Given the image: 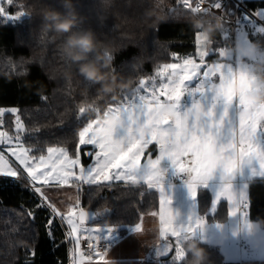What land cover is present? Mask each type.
Masks as SVG:
<instances>
[{"label":"snow or ice","instance_id":"obj_1","mask_svg":"<svg viewBox=\"0 0 264 264\" xmlns=\"http://www.w3.org/2000/svg\"><path fill=\"white\" fill-rule=\"evenodd\" d=\"M32 3L33 0H27L23 7L29 9ZM13 4L14 0H7L9 8ZM240 7L226 3V0H175V7L169 9L176 14L172 19L180 16L190 28L189 15L222 16L225 27L219 35L225 45L221 46L217 41L209 45L202 31L191 28L194 54L176 56L173 53L178 62L163 63L152 74L143 76L139 64L134 63L130 75L135 80L134 89L121 91L119 101L107 103L108 112L120 113L126 121L125 127L105 133V127L98 124L95 114L89 111V102L96 97V87L75 68L73 78L66 77L62 83H78L87 92L82 94L80 103L70 99L71 109L61 113L62 124L66 114L72 116L73 123L64 129L57 146L26 147L25 133H39L41 129L28 128L21 119L19 108H0V145H4L9 156L14 158L10 161L4 151H0V178L23 182L24 187L38 197L35 207L49 210L45 231L54 248L59 247L52 230L54 222L62 229L67 228L62 243L71 245V264H96L95 258H100V264H114L112 259H106L109 253L105 247L103 251L96 250L101 244L100 232L107 228L110 234L111 227H89L90 212L81 206L85 185L89 186L91 203L95 195L93 185L98 191L99 187H110L114 182L142 183L149 189H160L158 211L151 214L152 218H158L160 225L161 242L155 245L164 246L166 252L173 254L176 264H182L187 256L183 236L194 234L205 221L203 217H197L194 222L177 223V213L170 207L171 198L163 192L164 172L160 165L164 158L170 159L179 171L187 173L193 197L200 185H207L217 170L221 171L223 182L214 204L227 200L231 215L248 214L247 186L236 192L232 180L246 166L251 168L253 175L264 176V143L260 142L264 137V116L261 115L264 107L242 117L240 113L247 107L244 94H235L231 85L236 80H244L249 83V90L252 89L249 73L256 61L242 57L235 45L241 41L264 43V8L242 13ZM0 13L18 18L30 12L10 14L0 0ZM229 39L234 45L231 52L227 51ZM210 56L218 59L206 62ZM138 59L136 57L135 61ZM69 63L65 58V67ZM170 104L174 105L172 111L168 110ZM5 112L15 117L11 134L2 130ZM139 127L148 131L138 133ZM117 140L123 142L117 143ZM149 146L155 151L154 159L153 151H145ZM84 148L91 149L83 152L88 158L87 163L81 160ZM65 186L74 189L75 195H69ZM27 214L30 219H35L33 212ZM137 217L134 230L142 234L143 217L139 214ZM82 239L92 241L88 255L80 249Z\"/></svg>","mask_w":264,"mask_h":264},{"label":"trees","instance_id":"obj_2","mask_svg":"<svg viewBox=\"0 0 264 264\" xmlns=\"http://www.w3.org/2000/svg\"><path fill=\"white\" fill-rule=\"evenodd\" d=\"M255 7L264 5V0H245ZM61 11L64 10L62 0H43ZM77 11L83 17L76 30L91 29L101 42H111L115 51L114 59L103 67L116 84L130 80L131 86H117L113 92H98L100 84L89 80L79 71V65L63 51L61 41L63 34L49 31L43 19V9L35 4L29 9L23 7L27 0H14L11 8L7 0L3 6L10 14L17 11H28L18 18L8 20L0 13V108L16 107L20 109L21 119L28 128L38 127L39 133L26 132L25 146H57V140L64 134V129L73 123L72 116L66 114L61 123V113L71 109L70 99L81 102L82 94L87 90L78 83H62L64 78L72 79L73 68L78 74L95 85L96 97L89 102V111L96 119L107 111L109 101H119L123 90H132L135 80L133 64L138 63L141 76L152 74L154 69L163 63L174 60L173 53L194 54L193 30L180 16L169 9L175 7V0H164L161 4L163 14L167 17L155 27L145 23L144 13L154 7L153 0H113L103 6V0H74ZM186 16L187 13H184ZM215 41L225 45L219 33ZM229 39L226 44H231ZM93 53L91 58H96ZM139 59L135 61V58ZM65 58L69 65L65 67ZM209 58H212L210 56ZM98 63H105L103 56ZM113 69L115 71H113ZM70 90V97H69ZM47 96V100L42 97ZM14 116L4 115V128L11 132L14 127ZM40 142L39 144L37 142ZM63 146V145H60ZM150 149V148H149ZM149 149L147 151H149ZM91 150L82 149L83 152ZM84 163L88 158L83 155ZM89 186L84 197V207L99 213L90 223L103 226L120 227L125 233L138 222L137 214L157 211L159 208V192L149 189L145 184L113 183L92 186L95 193L89 203ZM250 201V217L264 228V180L251 182L248 186ZM38 197L22 183L0 178V264H69V245L62 243L65 239V228L59 223L53 224V232L58 248L53 247L48 238L45 225L48 222L49 210L35 207ZM211 204V193L207 189H199V212L210 222H224L228 218L227 204L221 202L217 212L211 216L208 213ZM107 210V211H106ZM28 212L35 214L32 220ZM103 212L106 214L102 215ZM36 234L35 241L33 234ZM208 252L209 264H264V259H245L241 263H227L217 245L203 243ZM34 253V256L32 255ZM191 254L187 253L182 264H189ZM163 264H176L173 254L161 258Z\"/></svg>","mask_w":264,"mask_h":264},{"label":"crops","instance_id":"obj_3","mask_svg":"<svg viewBox=\"0 0 264 264\" xmlns=\"http://www.w3.org/2000/svg\"><path fill=\"white\" fill-rule=\"evenodd\" d=\"M260 142L264 143V140H260ZM149 148V151L152 150L154 153L153 156L155 157L154 149H152L151 146H149ZM251 172L252 171H250L246 179L241 180L237 178L232 180L233 185L237 188V192H240L245 188V186H247L248 193V186L251 182L264 180V176L253 174L251 176ZM179 173L182 174L186 172L176 170V172L172 174V179H164V175L162 177L163 187L167 189L171 187H181V189L178 190L180 192L172 194L170 197V207L175 213H177V223L187 224L190 221L194 222L197 217H203L205 223L196 229L194 238L203 243L217 245L224 256L225 262L227 263H241L245 259H264V228L260 226L258 221L252 219L251 217L244 218L240 215V213L231 215L229 213L231 205L227 200L220 201V203L225 202L227 204L228 218L224 222H210L199 212L198 192L199 189L202 188L209 190L211 193V204L208 210L209 215L213 216L217 212L220 203L216 205L214 204V201L223 182L222 172L217 170L213 177L208 181L207 185H200L195 197H193L192 191L187 182L180 183L174 181L176 175ZM122 184L133 183L128 182ZM67 190H70L75 194V190L70 186H65V191ZM86 190L87 185L84 186L83 195L81 196L82 207H84ZM160 196L161 193H159V198ZM61 198L63 197L61 196ZM58 207L62 206L58 204ZM87 210L89 209H86V211ZM153 212L142 216L144 229L142 234H138L134 230L135 226L130 228L125 233L120 232V227H111V238L109 236L106 237L103 233H100L101 239L112 240L114 242V246L108 251L109 256L106 259H112L114 264H163L161 258L168 256L171 253L166 252L164 250V246L155 245L161 241L158 235L160 227L159 221L158 218H152L151 214ZM97 214L99 216V213ZM104 214H106V212L102 213V215ZM90 222H87V224ZM65 229L67 231L66 227ZM115 237L116 239H114ZM70 249L71 245H69V264L72 262ZM95 259L96 264H100V258Z\"/></svg>","mask_w":264,"mask_h":264},{"label":"clouds","instance_id":"obj_4","mask_svg":"<svg viewBox=\"0 0 264 264\" xmlns=\"http://www.w3.org/2000/svg\"><path fill=\"white\" fill-rule=\"evenodd\" d=\"M113 0H103V6L112 3ZM164 0H153L154 7L147 9L144 13L145 23L149 27H155L158 23L167 19L163 14V9L160 7ZM64 10L61 11L43 0H33L30 7L38 4L42 9L43 19L49 31L53 33L63 34L61 41L63 51L69 55L73 61L79 65L80 73L89 80L96 81L100 84L98 92L115 91L117 86H131V81H123L116 84L113 79H109L108 74L103 72V67L108 66V62L114 59L113 51H115L111 42H101L97 35L91 30H76V26L81 23L83 17L77 11L74 0H62ZM188 23L193 30L202 31L207 37V42L211 45L224 27L225 22L222 16H197L189 15ZM229 48L227 51L231 52ZM235 50L242 56L249 59H255V63L250 69V82L252 89L245 85L244 91L248 100L247 113L252 115L253 111L261 106H264V43L259 41H251L245 43L238 42L235 45ZM96 53L97 57L91 58L92 54ZM103 56L105 63H98L99 58ZM100 123L107 131L118 127H125L126 121L117 112L105 111L99 116ZM147 132V129L139 127L136 129ZM183 247L186 253L191 254L189 264H209L208 252L201 246V242L194 238L193 233H186L183 238Z\"/></svg>","mask_w":264,"mask_h":264},{"label":"rangeland","instance_id":"obj_5","mask_svg":"<svg viewBox=\"0 0 264 264\" xmlns=\"http://www.w3.org/2000/svg\"><path fill=\"white\" fill-rule=\"evenodd\" d=\"M3 14H4V13H3ZM4 17L7 18L8 20H13V19H15V18H13L12 16H10V15H6V14H4ZM204 38L207 40V37H206V36H204ZM227 46H228L229 48H231V47H233L234 45L231 43V44H229V45H227ZM189 54H191V53H189ZM215 59H218V57L212 56V58H209V59L206 58V62H211L212 60H215ZM174 62H178V61H177L176 59H174V60H173L172 62H170V63H174ZM245 85H248V86H249V83L246 82V81H244V80H236V81H234V82L232 83V85H231V89H232V91H233L235 94H241V93H243V94H244L245 102H246V104H247V106H248V100L246 99L245 91H244ZM261 107H264V106H261ZM173 108H174V105H171V104H170V105L168 106V110H169V111H172ZM246 109H247V107H245V108L243 109V111L240 113V115H241L242 117L250 116V115H248ZM107 111H108V110H107ZM113 112H115V111H113ZM117 113H118V112H117ZM119 114H120V113H119ZM261 115L264 116V111L261 112ZM14 119H15V118H14ZM3 120H5V119L3 118ZM96 122H97L98 124L102 125V124L100 123L99 118L96 119ZM2 130H7V131H9V133L11 134V133L14 132V127H13V131H12V132H11L9 129H6V128H3ZM107 132H108V131H107L106 128H105V133H107ZM139 133H144V132L141 131V132H139ZM102 135H104V133H102ZM260 140H264V137H261ZM122 142H123L122 140H117V143H122ZM0 151H4L5 155L9 158L10 161H11V160H14V158L10 157L9 154L7 153V151H6L5 147H4V145H0ZM87 151H90V150H87ZM145 151H146V153L148 152L147 149H146ZM151 151H152V150H151ZM154 158H155V157L153 156V159H154ZM81 160H82V162H84V161H83V155H82V152H81ZM160 167H161V169H162L163 172H164V177H163L164 179H172V178H173V177H172V174H173L174 172H176V170H178L177 166L174 165V164L172 163V161L169 160V159H163V160L161 161V165H160ZM250 171H251V168L248 167V166H246L241 172H239L238 174H236V175L234 176L233 179H237V178H239V179H241V180L246 179V177H248ZM251 176H252V172H251ZM233 188H234V190L237 192V188H236L235 185H233ZM180 189H181V187H171V188H169V189L163 187V192H164V194H166L168 197H171L172 194H176V193L180 192V191H178V190H180ZM158 191H159V193H161L160 189H158ZM66 192H67L69 195H75V194H74L72 191H70V190H67ZM85 210H86V209H85ZM88 226H89V227H99V226H101V227L103 228V225H99V224H96V223H88ZM133 227H134V226H133ZM131 228H132V227H131ZM100 233L105 234L106 237H108V236L110 237V236H111V235L109 234V232H108V229H104V228H103V230H102ZM110 238H111V237H110ZM114 239H116V237H115ZM103 240H104V239H103ZM105 240H106V239H105Z\"/></svg>","mask_w":264,"mask_h":264},{"label":"built area","instance_id":"obj_6","mask_svg":"<svg viewBox=\"0 0 264 264\" xmlns=\"http://www.w3.org/2000/svg\"><path fill=\"white\" fill-rule=\"evenodd\" d=\"M226 3H232V4H237L238 6H241L240 11L242 13H246L247 10L254 12L257 9L264 8L263 4H258L255 7H251L246 3L245 0H226ZM175 54H176V56L185 55V54H181V53H175ZM5 114H6V112H5ZM3 118H4V116H3ZM187 180H188L187 173H182V174L179 173L178 175H176V177L174 179V181L180 182V183H185V182H187ZM249 207H250V203H249ZM240 215L243 216L244 218H250V215H251L250 208H249L248 214L246 216L243 213H240ZM100 242H101V244L96 249L97 251H103L104 247L109 251L114 246V242L112 240L101 239ZM91 243H92L91 240H83V239L81 240L80 249L82 251H84L85 255L90 254L89 253V246Z\"/></svg>","mask_w":264,"mask_h":264},{"label":"water","instance_id":"obj_7","mask_svg":"<svg viewBox=\"0 0 264 264\" xmlns=\"http://www.w3.org/2000/svg\"><path fill=\"white\" fill-rule=\"evenodd\" d=\"M87 211H89V212H90V215H89V220H88V222H90L91 220H93V219H96V218H97L98 214L96 215V214L94 213V211H91V210H87Z\"/></svg>","mask_w":264,"mask_h":264}]
</instances>
